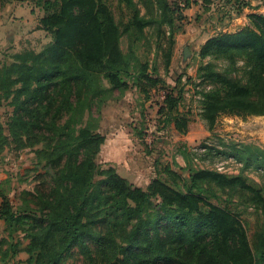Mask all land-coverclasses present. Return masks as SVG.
<instances>
[{
  "label": "trees",
  "instance_id": "1",
  "mask_svg": "<svg viewBox=\"0 0 264 264\" xmlns=\"http://www.w3.org/2000/svg\"><path fill=\"white\" fill-rule=\"evenodd\" d=\"M19 1L42 12L39 29L49 41L0 63V105L10 109L0 121V152L29 149L46 172L17 204L0 185V220L8 234L0 238V264H62L74 249L87 264H264V191L242 176L254 167L264 181L263 149L236 143L221 152L242 163L237 176L193 167L183 157L180 170L187 176L167 165V179L154 177L145 188L97 162L105 142L101 108L131 87L148 100L160 85L165 126L172 122L185 134L181 77L167 86L154 62L160 53L168 69L189 0L184 6L170 0ZM227 4L238 16L249 1ZM248 20L236 32L208 38L198 52L197 77L207 85L201 119L209 131L221 115L264 116V15ZM152 45L150 63L138 51ZM219 192H246L262 209L252 241L231 210L211 202ZM14 232L26 241L22 248ZM20 253L27 258L16 260Z\"/></svg>",
  "mask_w": 264,
  "mask_h": 264
},
{
  "label": "rangeland",
  "instance_id": "2",
  "mask_svg": "<svg viewBox=\"0 0 264 264\" xmlns=\"http://www.w3.org/2000/svg\"><path fill=\"white\" fill-rule=\"evenodd\" d=\"M170 1L180 6L185 4V0ZM248 1L249 6L242 9L240 15L235 16L228 12L227 0H207L205 3L202 0H189L190 6L183 12L184 29L175 37L168 69L164 67V58L160 53L154 62L159 76L166 81L167 86H174L175 81L181 77L178 86L184 84V95L178 110L188 119L185 134L177 133L172 122L165 126L164 115L159 112L164 95L160 85L149 90L148 100H145V94L131 87L124 95H117L101 108L100 132L105 136L106 142L97 159L99 164L112 165L119 175L134 185L145 188L154 177L167 179V173L164 172L167 165H171V169L179 174L187 176L186 172L180 170V167L185 166L183 157H186L193 167L237 176L241 173L242 163L221 152H229L230 144L236 143L252 144L264 150V116L221 115L211 131L201 119L200 100L207 85L197 77V68L202 63L198 52L208 38L220 33L236 32L247 26L250 14L264 15V0ZM12 3L13 15L11 17L10 14L7 30L14 32L15 38L10 41L12 47L6 48L4 35H0V63L10 61L9 56L13 53L27 49L39 50L49 41L46 32L37 29V15L28 14L29 9L26 10L23 4L16 0ZM36 13L38 14L37 11ZM26 20L28 24L25 23ZM138 53L146 56L152 63L155 45L148 51L141 47ZM9 112V108L0 105V121L3 124ZM115 140L129 146L127 150L132 148V153L125 155L128 154L126 149H123L121 154L114 153L111 144ZM203 145H208L209 149L204 150ZM45 172V169L36 164L34 154L29 149L15 152L12 147H8L0 152V185H3L1 189L14 204L19 203L23 190L33 189L36 176ZM242 176L254 188L264 191L262 171L250 167L242 171ZM247 197L246 192L229 197L219 192L211 202L231 210L241 220L249 240L252 241L262 222V209L250 203ZM4 229L5 225L0 222V238L8 237ZM12 239L18 240L21 248L26 245L19 232H14ZM5 246L3 243L1 250L7 247ZM6 256L9 258L10 255ZM26 258L25 253H20L17 254L16 260ZM62 264L87 263L84 256L74 249Z\"/></svg>",
  "mask_w": 264,
  "mask_h": 264
},
{
  "label": "crops",
  "instance_id": "3",
  "mask_svg": "<svg viewBox=\"0 0 264 264\" xmlns=\"http://www.w3.org/2000/svg\"><path fill=\"white\" fill-rule=\"evenodd\" d=\"M16 1H18L21 4H23V6L26 8V10L29 9V12L27 11L28 14H30L31 16L32 15H35V16L37 15V19L36 20L39 21V19L42 16V12L41 11L33 9L26 2H21L19 0H16ZM12 2H14V0L9 2V3H0V35H4V38L6 40V44L8 45V46L6 45V48L12 47V43H10V41L11 40L14 41V38H15L14 37V32H9L7 30V25L10 24V18L13 15L12 12H13L14 8H13L12 4H14V3H12ZM36 11L38 12V14L36 13ZM10 14H11V17H10ZM25 23L28 24L29 22L26 20ZM13 25L15 26L16 24H13ZM38 26H39V22H38ZM37 29L39 31L38 27H37ZM40 31L44 32L43 30H40ZM259 117H262V116H259ZM105 142L102 145V147H104ZM111 146H113V149H111V150H113L114 153L121 154V153H123V152H121V151H123V149H126V151H128V154H125V155H129V154L132 153V148H130V150H127L129 146L125 145V143H122V142L120 143V140H115L113 142V144H111ZM102 147H101V150H102ZM0 222L3 223L1 220H0Z\"/></svg>",
  "mask_w": 264,
  "mask_h": 264
},
{
  "label": "water",
  "instance_id": "4",
  "mask_svg": "<svg viewBox=\"0 0 264 264\" xmlns=\"http://www.w3.org/2000/svg\"><path fill=\"white\" fill-rule=\"evenodd\" d=\"M187 56V52L185 53V57Z\"/></svg>",
  "mask_w": 264,
  "mask_h": 264
}]
</instances>
